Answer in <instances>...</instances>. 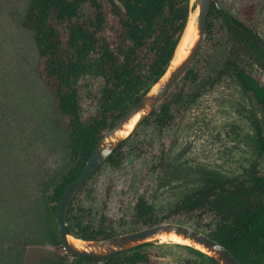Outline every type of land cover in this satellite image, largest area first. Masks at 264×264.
I'll return each mask as SVG.
<instances>
[{
	"label": "rangeland",
	"instance_id": "obj_1",
	"mask_svg": "<svg viewBox=\"0 0 264 264\" xmlns=\"http://www.w3.org/2000/svg\"><path fill=\"white\" fill-rule=\"evenodd\" d=\"M29 1L0 0V264H106L76 262L55 238L49 195L68 167L69 155L56 100L36 72L33 32L22 26ZM244 1L216 0L235 16ZM249 1L262 9L251 25L264 39V0ZM190 4L196 29V0ZM236 50L240 66L264 85L262 55L237 47L222 18L212 15L210 35L190 66L204 78L198 85L181 82L190 98L173 107L175 117L166 128L159 131L152 123H141L145 116L123 133L119 163H102L74 195L73 223L102 226L113 235L148 227L133 223L135 202L143 196L161 218L158 223L198 227L204 233L213 227L215 216L168 213L174 203L208 177L241 175L252 163L264 173V151L257 147L253 125L261 120V111L231 75H216ZM141 245L138 250L148 255L150 264H210L207 252L199 255L170 238ZM130 252H122L119 259Z\"/></svg>",
	"mask_w": 264,
	"mask_h": 264
},
{
	"label": "trees",
	"instance_id": "obj_2",
	"mask_svg": "<svg viewBox=\"0 0 264 264\" xmlns=\"http://www.w3.org/2000/svg\"><path fill=\"white\" fill-rule=\"evenodd\" d=\"M192 8L190 0L29 1L22 26L33 32L38 49L36 72L56 100L69 155L68 167L57 177L49 195L55 217L64 188L82 171L102 133L165 72ZM261 10L254 2L245 0L240 14L235 16L212 0L205 38L210 35L212 15L216 14L222 18L237 47L260 53L264 58V51L253 37L259 35L251 25ZM237 52L228 56L216 75H231L240 90L254 98L261 111V120L253 121L261 153L264 151V85L240 66ZM203 78L190 67L141 123H152L159 131L166 128L174 120L173 107L190 98L184 84L191 81L198 85ZM124 141L118 143L103 163H119ZM71 208L72 205L66 216L70 235L84 240L113 235L102 226L73 223ZM197 212L215 216L213 227L204 233L227 248L240 264H264V173H259L256 163L241 175L204 179L200 186L174 203L168 213ZM160 221L152 204L139 196L133 212L135 227ZM55 231V238L61 243L56 224ZM142 246L100 257L66 255L76 262L150 264L148 255L138 250ZM183 246L205 255L193 246ZM125 251L131 252L119 259ZM205 256L210 264H219L213 257Z\"/></svg>",
	"mask_w": 264,
	"mask_h": 264
},
{
	"label": "water",
	"instance_id": "obj_3",
	"mask_svg": "<svg viewBox=\"0 0 264 264\" xmlns=\"http://www.w3.org/2000/svg\"><path fill=\"white\" fill-rule=\"evenodd\" d=\"M211 1L212 0H196L197 35L193 39L184 57H182L177 64L172 65L169 74L164 77L170 66V61L165 72L158 78V80L154 82L136 102H134L106 131L102 133L89 158L85 162L82 171L64 188L56 209V227L65 252L80 257H100L129 249L142 242H147L151 239L160 237L161 235L174 233L181 236L183 239H188L191 244L187 245L193 246L196 249L199 248L195 245L201 246L204 250H199L207 252L208 255L213 257L219 264H240L227 248L217 240L192 227L178 223L162 222L135 231L90 240L80 238L78 240V238L74 236L72 237L67 232L66 228V216L74 195L122 140L121 136L123 133L118 135L117 132L120 130L128 132L131 128H134L163 99L167 92L186 73L195 61L205 40L207 15ZM253 37L264 51V41L255 34H253ZM135 115H138V118L133 126L130 129H125V125H127ZM70 238L81 241L83 246H75Z\"/></svg>",
	"mask_w": 264,
	"mask_h": 264
},
{
	"label": "bare ground",
	"instance_id": "obj_4",
	"mask_svg": "<svg viewBox=\"0 0 264 264\" xmlns=\"http://www.w3.org/2000/svg\"><path fill=\"white\" fill-rule=\"evenodd\" d=\"M196 35H197V32H196L194 23L189 18L188 22L186 24V27L184 29V32H183V34L181 36V39H180L179 43L176 46L173 58H172L171 63H170V66L168 67V70H167V72H166L164 77H166L169 74L170 69L172 68V65L177 64L182 59L181 56L186 54L185 48L192 43V41H193V39L195 38ZM137 118H138V115H135L130 120V122L127 125H125V129H130L133 126V124L135 123ZM124 132H125V130H120V131L117 132V134L120 135V134H122ZM160 237L163 240H165L166 238H170V239H172L173 242H176V243L191 244L188 239H183L181 236L176 235L174 233H171L169 235H161ZM70 240L73 242V244L75 246H78V247H82L83 246L81 241H78L77 239L70 238ZM195 246L197 248L201 249V250H204L199 245H195Z\"/></svg>",
	"mask_w": 264,
	"mask_h": 264
}]
</instances>
